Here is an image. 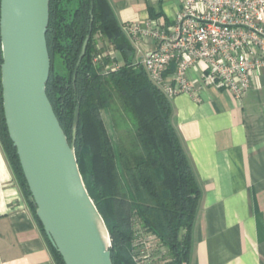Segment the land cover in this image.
I'll return each instance as SVG.
<instances>
[{"label":"trees","instance_id":"1","mask_svg":"<svg viewBox=\"0 0 264 264\" xmlns=\"http://www.w3.org/2000/svg\"><path fill=\"white\" fill-rule=\"evenodd\" d=\"M46 38L51 58L47 96L75 146L86 188L109 230L113 264H137L134 242L139 232L157 238L170 257L167 264H188L202 190L172 124L171 101L139 63L109 1L50 0ZM103 53L108 54L95 64L94 58ZM114 63L119 68L105 70ZM106 114L113 128L127 135L118 142ZM0 143L28 200L31 193L4 118L1 81ZM29 205L36 217V207ZM36 219L55 264H65Z\"/></svg>","mask_w":264,"mask_h":264},{"label":"crops","instance_id":"2","mask_svg":"<svg viewBox=\"0 0 264 264\" xmlns=\"http://www.w3.org/2000/svg\"><path fill=\"white\" fill-rule=\"evenodd\" d=\"M108 1L121 26L164 20L171 27L182 8L180 0ZM133 45L139 60L157 43ZM202 69L188 74L196 96L170 99L172 124L202 190L188 264H264V71L237 100L204 86ZM175 71H168L172 83ZM0 264H55L1 143Z\"/></svg>","mask_w":264,"mask_h":264},{"label":"water","instance_id":"3","mask_svg":"<svg viewBox=\"0 0 264 264\" xmlns=\"http://www.w3.org/2000/svg\"><path fill=\"white\" fill-rule=\"evenodd\" d=\"M93 14V2L92 12ZM50 0H0V66L6 126L30 190L28 201L65 264H113L111 237L47 96ZM89 35L80 61L85 57ZM79 122L75 111L74 134Z\"/></svg>","mask_w":264,"mask_h":264},{"label":"built area","instance_id":"4","mask_svg":"<svg viewBox=\"0 0 264 264\" xmlns=\"http://www.w3.org/2000/svg\"><path fill=\"white\" fill-rule=\"evenodd\" d=\"M180 1L182 8L171 27L164 20L150 27L140 23L123 26L131 42L151 39L157 43L139 59L151 82L169 99L180 94L196 96L188 74L201 64L204 86L243 99L252 78L264 71V0ZM107 54L94 58V63ZM119 65L105 70H116ZM172 66L176 67L173 83L168 76ZM134 246L137 264H155L154 250L162 251L150 233L139 232Z\"/></svg>","mask_w":264,"mask_h":264},{"label":"rangeland","instance_id":"5","mask_svg":"<svg viewBox=\"0 0 264 264\" xmlns=\"http://www.w3.org/2000/svg\"><path fill=\"white\" fill-rule=\"evenodd\" d=\"M102 43H104L103 40H101V44ZM105 120H106V123L108 125V129H109L110 133L114 136L116 142H118L121 138H123V136L126 135L125 132H121L119 130L116 131L113 128V125H112V122H111V119H110L109 115H107V114L105 115ZM157 248L160 249V246L157 247ZM153 253L155 255V257H154L155 258V264H167V262H169V260H170L168 252L165 253L164 256H163V250L162 251L154 250Z\"/></svg>","mask_w":264,"mask_h":264}]
</instances>
